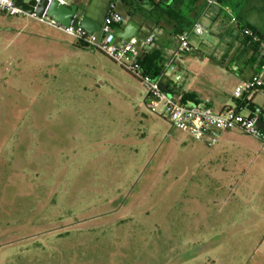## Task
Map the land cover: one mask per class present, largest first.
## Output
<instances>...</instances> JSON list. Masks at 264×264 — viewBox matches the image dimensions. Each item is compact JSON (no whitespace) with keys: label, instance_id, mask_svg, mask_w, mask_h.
Returning <instances> with one entry per match:
<instances>
[{"label":"rangeland","instance_id":"rangeland-1","mask_svg":"<svg viewBox=\"0 0 264 264\" xmlns=\"http://www.w3.org/2000/svg\"><path fill=\"white\" fill-rule=\"evenodd\" d=\"M249 4L264 36V0ZM211 18L190 38L207 59L178 70L203 96L237 80L211 59L226 45ZM76 45L0 13V264H264V142L191 139L142 106L139 79Z\"/></svg>","mask_w":264,"mask_h":264},{"label":"built area","instance_id":"built-area-1","mask_svg":"<svg viewBox=\"0 0 264 264\" xmlns=\"http://www.w3.org/2000/svg\"><path fill=\"white\" fill-rule=\"evenodd\" d=\"M55 0H22L34 8L44 2L51 4ZM64 3L63 0H59ZM17 0H0V13L11 17H31L44 24H47L59 31L74 37L77 42L96 50L116 65L130 73L134 78L139 79L147 89V96L142 106L161 116H167L172 127L186 132L188 136L195 140L204 142L209 147L215 146L225 131L241 129L246 133L260 138L264 142V131L257 127V123L264 116V103L260 106L250 108L253 95L259 91H264V77L254 75L250 81L238 85L233 93V99L237 101L232 107L221 112H213L198 106H189L183 102V94L179 91L181 76L176 75L177 62L184 52H194L198 48L190 43L192 35L202 36L204 27L200 24V18L190 31H186L178 37L177 45L166 57L162 72L157 77L148 75L140 62L141 52L151 48L155 41V35L150 34L142 41L133 37L128 41H123L115 36L119 26L125 22V17L118 10V0H110L100 31L89 33L79 25L64 26L46 15L39 16L37 13L29 14L25 12ZM206 10L213 6H218V0H204ZM230 22L234 24L236 19L230 17ZM245 35L254 37L253 32L245 30ZM259 46V58L264 65V42L259 37H254ZM175 76V80L169 76ZM171 79V80H170ZM172 83L170 87L169 83ZM165 87V89L163 88ZM162 109L159 111V109Z\"/></svg>","mask_w":264,"mask_h":264},{"label":"crops","instance_id":"crops-1","mask_svg":"<svg viewBox=\"0 0 264 264\" xmlns=\"http://www.w3.org/2000/svg\"><path fill=\"white\" fill-rule=\"evenodd\" d=\"M137 1H139V0H137ZM166 1L171 3L172 1H175V0H166ZM63 2L67 5L76 4L80 8L87 9L83 4H80V3H68L65 0H63ZM109 2H110V0H109ZM109 2L106 4V6H105L106 8H104V11H105V9L107 10ZM139 2L142 3V2H145V0H142ZM204 5H205L204 0H197L195 7L202 9ZM120 6H123L127 13L132 12L131 0H118L119 12H120ZM222 8H223V6H221V5L220 6H213V7L208 8L205 12V13H207V12L209 13L210 18L212 17L211 18L212 19V25H213V23L217 24L216 28H211V30L213 29L212 30V33H214L213 35L217 39H220L222 41V43L226 44L225 46L218 47V49L214 48L215 49V50H213L214 56L211 59L214 61H217L215 59V56L217 55V53H220L219 56L220 55L225 56L223 58H226V59H224L226 61H222L223 62L222 66L227 73H232L237 78V80L235 81V83H236L235 88H236L238 85L245 83L247 81H250V79L254 75L258 74V75H261L264 77V65L260 59H257V58L254 59V57L252 58L251 54H246L243 52L245 50V48L243 47V44L241 43V40L244 39L242 37V33L238 32L236 30L235 25H233L230 22L228 15H225L223 13ZM104 11L102 10L100 13H97L96 9H90V8L87 9V13L92 18L99 21L101 23V25L103 23L104 16L106 13ZM203 15L204 14H201V16H203ZM132 19H134L142 27L139 34L135 37L139 38L142 41L148 35L154 34L156 37V40L158 42L154 43V45L151 47L152 49L151 48H149V49L153 50V48H155V49L163 50L164 57H166L168 55V53L175 46V44H173L170 41H173L175 43L177 40V37L173 36L170 33L164 32L163 30L153 29L149 25V22L145 21L144 18L140 14L135 13ZM200 20H201V18H200ZM127 21H129V20H127L125 18V22L123 25H121V27L124 26L127 23ZM249 23H251V22H249ZM165 27H166V29L170 30V32H173L172 26L166 25ZM235 37H236V39H235ZM197 51L198 52H184L182 54V57L177 62V69L175 71V74L177 73L176 75L181 76L180 74H178V70H180L182 67H184L185 63H187V61H189L188 56L197 55V56H200L202 58V60H203V58L207 59V56L202 54L201 48H199ZM227 62H228V65L226 64ZM182 79L183 78L181 76L179 91L183 94V96L185 95L186 100H184V99H182V100L185 104H187L189 106H198L200 108L211 110L213 112H221V111L237 104V101H235L233 99V96H232L233 92H231V93L221 92L220 93L219 91H214V93H212L208 96H206V95L203 96L194 88L192 89L193 83L192 84H190V83L194 82V81H192L191 79L188 78V80L186 79V83L185 82L183 83ZM169 84H170V87H172V83L170 82ZM186 84H187V86H186ZM263 103H264V91H259L253 95V101H252V105L250 108H253L254 106H260ZM262 119L264 120V117ZM230 131L231 130L223 132L221 134L219 142L224 138L226 133H228ZM219 142L217 144H219Z\"/></svg>","mask_w":264,"mask_h":264},{"label":"trees","instance_id":"trees-1","mask_svg":"<svg viewBox=\"0 0 264 264\" xmlns=\"http://www.w3.org/2000/svg\"><path fill=\"white\" fill-rule=\"evenodd\" d=\"M17 1L20 2L22 0ZM196 2L197 0H175L171 3L166 0H145V2L141 3L137 0H131L132 12L128 14H130L131 18H133L135 13L140 14L145 21L149 22V25L153 29H159L170 33L177 37L178 40V37L181 34L192 29L197 20L200 18L202 9L204 11L205 5L202 9H199L198 7H195ZM218 2V6H223V13L228 15L229 20L230 17H234L236 19V22L233 25H235L238 32L242 33V37L244 38L241 40V43L245 48L243 52L251 54L254 59H260V49L255 42L254 37H259L264 42V36L259 30H257V28H255V26L246 21V17L250 16V14L254 12V9H250L249 7V0H218ZM166 25L172 26L173 32L166 29ZM120 27L121 26L118 28ZM245 30L252 31L254 37L245 35ZM177 40L175 43L170 41L175 44L173 48L176 47ZM157 42L158 41L155 38L154 43ZM76 46L83 50H93L79 42H77ZM151 49L143 50L141 52L140 62L144 71L148 75L155 78L162 72L167 56L164 57L163 50L155 48H153V50ZM183 99L186 100L185 95L183 96Z\"/></svg>","mask_w":264,"mask_h":264},{"label":"water","instance_id":"water-1","mask_svg":"<svg viewBox=\"0 0 264 264\" xmlns=\"http://www.w3.org/2000/svg\"><path fill=\"white\" fill-rule=\"evenodd\" d=\"M18 5L29 14L37 13L39 16H43L46 13L47 16L53 18L56 22L64 26L79 25L89 33L100 31L102 26L99 21L95 20L87 13V9L80 8L76 4L67 5L61 3L59 0H55L51 4L44 2L37 8H34L25 2H20ZM141 28V25L131 18L124 26L116 30L115 36L120 40L128 41L137 36ZM163 88L165 89V87ZM257 127L264 131L263 119L258 121Z\"/></svg>","mask_w":264,"mask_h":264}]
</instances>
